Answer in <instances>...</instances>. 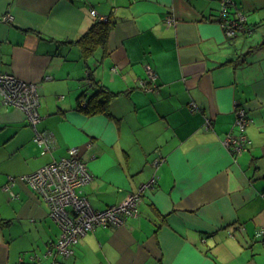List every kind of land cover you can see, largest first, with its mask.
Masks as SVG:
<instances>
[{"label":"crops","instance_id":"0c3cea01","mask_svg":"<svg viewBox=\"0 0 264 264\" xmlns=\"http://www.w3.org/2000/svg\"><path fill=\"white\" fill-rule=\"evenodd\" d=\"M101 18L108 37L85 55ZM0 74L36 85L41 117L33 128L0 95V264H51L47 203L3 187L70 149L96 210L148 186L135 216L88 232L62 264H264V0H0ZM239 108L250 144L232 155Z\"/></svg>","mask_w":264,"mask_h":264},{"label":"built area","instance_id":"2783aa9c","mask_svg":"<svg viewBox=\"0 0 264 264\" xmlns=\"http://www.w3.org/2000/svg\"><path fill=\"white\" fill-rule=\"evenodd\" d=\"M223 11H225L224 8ZM3 20H11V17L5 16ZM243 20L245 19H240V21ZM173 22L172 17L166 20L167 25ZM223 25L237 27V23ZM148 76L153 84L155 75L151 70H148ZM140 86L143 90H151V87H147L144 83ZM0 95L5 104L25 113L30 126L33 128L37 126L41 117L37 111L39 94L34 83L20 81L8 74H0ZM236 115L237 133L229 134L224 142L232 155L247 151L250 144L245 134L251 122L250 118L243 108L237 109ZM34 142L44 151L53 145V141L46 133L38 131L34 136ZM91 179L86 163L78 157V151L70 149L67 157L53 161L30 175L11 177L3 187L4 191H8L9 186L15 181L25 183L47 203L49 217L60 229L59 238L49 246L47 252V256L52 258L51 264H62L59 259L70 257L79 240L95 228L117 227L123 224L126 218L135 216L140 194L148 186H141L138 194L127 196L117 205L96 210L86 198L79 194L81 188ZM261 231L264 233V225Z\"/></svg>","mask_w":264,"mask_h":264},{"label":"trees","instance_id":"16d2710c","mask_svg":"<svg viewBox=\"0 0 264 264\" xmlns=\"http://www.w3.org/2000/svg\"><path fill=\"white\" fill-rule=\"evenodd\" d=\"M111 24L112 21L110 20V18L95 21L91 25L89 30L79 40V43L82 48V53H84L85 55H90V53L96 47L104 45L108 37ZM97 92L99 95H102V100H103L102 103L106 102L111 95L110 93H107L106 91H102V90ZM87 105H88L87 102H82L78 100L77 109L82 110L86 108L87 111L88 110ZM101 108L102 106H99L100 110H102Z\"/></svg>","mask_w":264,"mask_h":264}]
</instances>
